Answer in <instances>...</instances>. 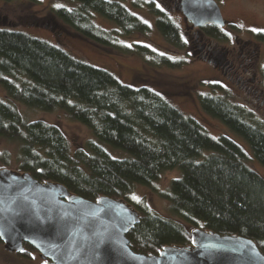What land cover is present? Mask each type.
Returning a JSON list of instances; mask_svg holds the SVG:
<instances>
[{
  "label": "trees",
  "instance_id": "trees-1",
  "mask_svg": "<svg viewBox=\"0 0 264 264\" xmlns=\"http://www.w3.org/2000/svg\"><path fill=\"white\" fill-rule=\"evenodd\" d=\"M67 1L51 13L91 43L137 54L154 67L184 64L145 44L122 42V37L149 29L124 0ZM140 3L132 5L141 8ZM144 7L165 43L184 49L182 32L172 17L152 1ZM95 17L113 29H102ZM204 33L224 39L217 26ZM261 78L264 82V67ZM0 87L8 99L0 98V137L17 144L15 170L40 182L59 183L70 194L91 201L110 197L128 204L137 214L126 233L135 252L154 255L166 247L191 246V230L202 229L250 239L264 255V178L249 167L242 148L229 137L208 135L198 121L147 86L124 84L56 45L4 27H0ZM197 100L203 112L241 136L264 167V126L225 95L201 93ZM14 103L44 112L61 110L85 126L92 138L72 150L56 125L25 120ZM108 147L123 155L113 157ZM10 160L7 151H0L1 166L6 168ZM173 169L179 176L158 195L188 228L128 196L134 186L152 187L163 172ZM14 253L28 260L37 252L24 242Z\"/></svg>",
  "mask_w": 264,
  "mask_h": 264
},
{
  "label": "rangeland",
  "instance_id": "rangeland-1",
  "mask_svg": "<svg viewBox=\"0 0 264 264\" xmlns=\"http://www.w3.org/2000/svg\"><path fill=\"white\" fill-rule=\"evenodd\" d=\"M150 1L166 11L180 28L185 41L184 49L171 48L160 36L154 26L152 15L144 7V3ZM123 2L130 11L148 24L149 29L145 34L133 33L128 37H122V42L145 44L159 54L168 55L174 60H182L184 64L178 68L154 67L137 54H122L97 46L80 37L51 13L53 8L68 4L67 0H0V27L18 30L56 45L72 56L110 72L124 84L133 87L147 86L155 90L183 114L198 121L208 135L215 138L225 135L236 142L242 148L249 167L264 178V167L254 159L246 141L221 121L203 112L197 100L198 94L201 93L225 95L233 104L244 107L257 122L264 126V82L261 78V70L264 67V39L257 37L258 34L264 36V0H215L226 24L225 32L230 39L240 43L253 42L252 44L257 46L258 51L252 60L251 72L258 80V86L254 83V88L247 91L240 88L234 76L223 74L216 66L197 54L193 39L195 29L180 13L177 0H124ZM132 2H141L143 6L137 8L132 5ZM95 22L104 30L113 29L112 24L100 17H95ZM231 25L234 28H231ZM214 85L216 87L213 88ZM217 85L222 88V91L217 88ZM0 98L8 101L1 87ZM14 104L25 120H41L56 125L65 135L72 150L79 148L87 139L92 138L85 126L70 120L61 110L44 112L20 103ZM244 120L254 124L247 118ZM16 148L15 142L0 137V151H7L11 159L6 169L13 172L16 171L14 165ZM107 149L113 157L123 155L121 151L111 150L109 147ZM1 168L4 167L0 165ZM178 176L179 171L176 169L165 171L152 187L136 185L128 196L135 202L144 203L158 215L174 219L188 228L186 223L171 215L168 202L158 195L166 189L171 179ZM191 232L193 234L194 229ZM0 264L49 263L38 253L33 254L28 260L19 258L12 250L0 243Z\"/></svg>",
  "mask_w": 264,
  "mask_h": 264
},
{
  "label": "water",
  "instance_id": "water-1",
  "mask_svg": "<svg viewBox=\"0 0 264 264\" xmlns=\"http://www.w3.org/2000/svg\"><path fill=\"white\" fill-rule=\"evenodd\" d=\"M177 6L191 27L225 23L215 0H177ZM136 221L122 200L91 201L59 183L0 169V240L13 252L25 242L49 264H264L250 239L202 229L190 232L191 246L135 252L126 233Z\"/></svg>",
  "mask_w": 264,
  "mask_h": 264
},
{
  "label": "flooded vegetation",
  "instance_id": "flooded-vegetation-1",
  "mask_svg": "<svg viewBox=\"0 0 264 264\" xmlns=\"http://www.w3.org/2000/svg\"><path fill=\"white\" fill-rule=\"evenodd\" d=\"M225 25L224 23L223 26L193 27L195 29L193 39L196 43L197 54L216 66L223 74L234 76L241 89L252 90L254 83L258 86V80L251 72L253 69L252 60L258 51L257 46L252 44L253 42L250 44L248 42L232 41L225 32ZM211 26H217L221 29L223 40H217L204 33V29Z\"/></svg>",
  "mask_w": 264,
  "mask_h": 264
},
{
  "label": "snow or ice",
  "instance_id": "snow-or-ice-1",
  "mask_svg": "<svg viewBox=\"0 0 264 264\" xmlns=\"http://www.w3.org/2000/svg\"><path fill=\"white\" fill-rule=\"evenodd\" d=\"M157 7H159V5H157ZM161 10H163V9H161ZM254 31H255V29H254Z\"/></svg>",
  "mask_w": 264,
  "mask_h": 264
}]
</instances>
